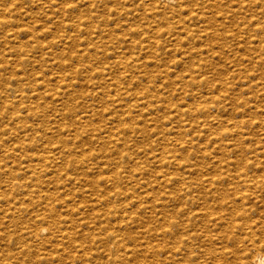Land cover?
<instances>
[{
    "label": "rangeland",
    "instance_id": "1",
    "mask_svg": "<svg viewBox=\"0 0 264 264\" xmlns=\"http://www.w3.org/2000/svg\"><path fill=\"white\" fill-rule=\"evenodd\" d=\"M237 173L264 186V0H0V264H163L167 179Z\"/></svg>",
    "mask_w": 264,
    "mask_h": 264
},
{
    "label": "bare ground",
    "instance_id": "2",
    "mask_svg": "<svg viewBox=\"0 0 264 264\" xmlns=\"http://www.w3.org/2000/svg\"><path fill=\"white\" fill-rule=\"evenodd\" d=\"M183 176L168 178L164 189L165 202L175 201L177 209L164 205L162 263L264 264V230H259L264 222L249 217L253 206L247 203V195L264 189L263 182L241 173L235 176L237 180L224 174L204 179ZM255 195L258 198L259 194ZM107 237L114 243L113 233ZM116 252L118 256L125 253L123 243L118 244Z\"/></svg>",
    "mask_w": 264,
    "mask_h": 264
}]
</instances>
